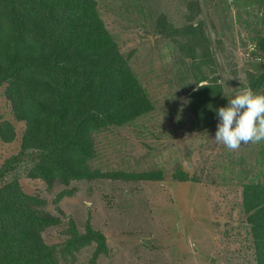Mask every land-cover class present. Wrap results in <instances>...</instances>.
I'll list each match as a JSON object with an SVG mask.
<instances>
[{
    "label": "rangeland",
    "instance_id": "rangeland-1",
    "mask_svg": "<svg viewBox=\"0 0 264 264\" xmlns=\"http://www.w3.org/2000/svg\"><path fill=\"white\" fill-rule=\"evenodd\" d=\"M190 0H98V9L155 109L122 126L95 133L92 167L142 171L161 168L162 181L101 178L77 180L76 191L56 202L64 185L48 187L19 168L29 193L46 200L45 209L62 223L48 227L49 243L67 237L69 218L84 231L88 220L107 236L109 253L93 260L94 245L84 247L69 264H257L251 225L242 209V182L264 180V142L232 151L217 143V123L196 130L190 94L197 79L218 77L226 97L251 88L248 70L264 69V0H200L214 62L192 59L180 42L157 30L159 16L183 26ZM187 63L189 70L183 68ZM206 83V82H205ZM0 88V123L15 125L16 138L0 137V166L20 152L26 122L15 118ZM257 93L264 94V86ZM181 167L196 180L180 181ZM1 183V182H0ZM62 259L61 263L65 264Z\"/></svg>",
    "mask_w": 264,
    "mask_h": 264
},
{
    "label": "trees",
    "instance_id": "trees-1",
    "mask_svg": "<svg viewBox=\"0 0 264 264\" xmlns=\"http://www.w3.org/2000/svg\"><path fill=\"white\" fill-rule=\"evenodd\" d=\"M200 0L188 2L187 22L177 27L159 16L157 30L180 42L190 57L214 62ZM264 39L261 40V47ZM183 68L189 70L187 63ZM249 86H264V69L248 70ZM206 82V83H205ZM198 85H204L199 87ZM13 113L26 122L20 152L0 166V264L72 263L84 247L94 245L93 260L109 253L107 236L90 220L82 231L69 218L63 242L49 243L43 232L61 224L45 209L47 200L29 193L19 168L43 179L48 187L64 185L56 202L71 196L77 180L101 178L162 181L161 168L142 171L92 167L95 133L147 115L155 103L98 9V0H0V88ZM196 89V90H194ZM190 94L192 125L208 129L218 121L216 109L228 105L218 77L197 79ZM15 125L0 123V137L16 138ZM25 167V166H24ZM173 177L196 180L177 167ZM242 209L251 225L257 264H264V180L242 182Z\"/></svg>",
    "mask_w": 264,
    "mask_h": 264
},
{
    "label": "clouds",
    "instance_id": "clouds-1",
    "mask_svg": "<svg viewBox=\"0 0 264 264\" xmlns=\"http://www.w3.org/2000/svg\"><path fill=\"white\" fill-rule=\"evenodd\" d=\"M204 85H198L203 87ZM196 90V89H194ZM218 117L214 140L236 151L243 145L264 142V94L245 88L215 110Z\"/></svg>",
    "mask_w": 264,
    "mask_h": 264
}]
</instances>
